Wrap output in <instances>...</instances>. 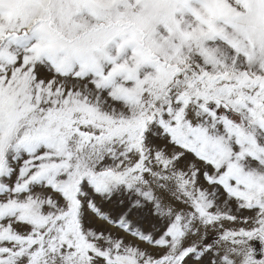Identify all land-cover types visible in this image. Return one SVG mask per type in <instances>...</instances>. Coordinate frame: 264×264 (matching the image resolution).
<instances>
[{
    "label": "snow or ice",
    "instance_id": "1",
    "mask_svg": "<svg viewBox=\"0 0 264 264\" xmlns=\"http://www.w3.org/2000/svg\"><path fill=\"white\" fill-rule=\"evenodd\" d=\"M0 264H264V0H0Z\"/></svg>",
    "mask_w": 264,
    "mask_h": 264
}]
</instances>
